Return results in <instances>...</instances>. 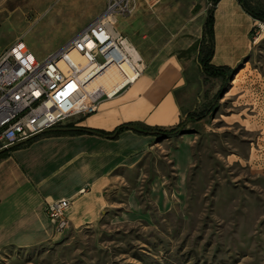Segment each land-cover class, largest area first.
<instances>
[{
  "label": "rangeland",
  "instance_id": "obj_1",
  "mask_svg": "<svg viewBox=\"0 0 264 264\" xmlns=\"http://www.w3.org/2000/svg\"><path fill=\"white\" fill-rule=\"evenodd\" d=\"M246 1L264 7V0ZM103 5L0 0V51L20 39L41 59ZM124 25L114 28L126 36ZM149 25L145 14L135 30L146 54L169 40ZM251 46L227 78L203 77L194 108L206 113L202 119L155 142L121 172L96 226L65 230L53 243L2 257L0 264H264V34ZM145 62L142 71L155 69Z\"/></svg>",
  "mask_w": 264,
  "mask_h": 264
},
{
  "label": "crops",
  "instance_id": "obj_2",
  "mask_svg": "<svg viewBox=\"0 0 264 264\" xmlns=\"http://www.w3.org/2000/svg\"><path fill=\"white\" fill-rule=\"evenodd\" d=\"M208 3L211 0H132L131 12L126 17L117 16L115 22L126 24L125 37L141 64L143 58L145 65L155 69L141 71L134 82L112 97L102 98L93 112L74 116L56 128L77 126L110 135L121 124L167 129L186 120L203 97L206 76L198 51L205 37L207 11L211 9L213 16L211 64L232 68L249 56L253 47L248 33L256 19L238 0H216L210 7ZM101 8L93 9L95 14L89 21ZM145 14L151 32L169 39L147 54L135 34ZM151 40L148 45H152ZM193 47L194 53L189 52ZM218 53L222 57L216 59ZM108 135L42 132L0 153V259L58 238L44 214L45 205L57 199L70 200L65 212L67 230L96 226L121 172L131 168L139 154L151 153L155 142L175 137L156 139L131 129H123L112 138Z\"/></svg>",
  "mask_w": 264,
  "mask_h": 264
},
{
  "label": "built area",
  "instance_id": "obj_3",
  "mask_svg": "<svg viewBox=\"0 0 264 264\" xmlns=\"http://www.w3.org/2000/svg\"><path fill=\"white\" fill-rule=\"evenodd\" d=\"M132 8V0H104L103 8L93 19L41 59H37L20 39L0 51V149L46 129L62 126L70 117L93 112L102 98L109 97L102 93L87 96L84 84L105 66H119L128 59L135 78L141 73L142 68L135 64H141L139 57L132 54L135 51L126 37L114 28L116 17L127 16ZM262 34L264 23L256 19L249 30L250 43L254 45ZM72 52L84 58L82 67L77 66ZM86 66L91 67L78 78V73ZM66 84H74L82 92L85 103L80 106L76 102L75 109L63 112L56 97ZM69 205L68 198L45 205L44 214L56 234L68 229L65 212Z\"/></svg>",
  "mask_w": 264,
  "mask_h": 264
},
{
  "label": "trees",
  "instance_id": "obj_4",
  "mask_svg": "<svg viewBox=\"0 0 264 264\" xmlns=\"http://www.w3.org/2000/svg\"><path fill=\"white\" fill-rule=\"evenodd\" d=\"M215 1L216 0H211V6ZM238 2L241 5V7L251 17H253L254 19L264 21V7L259 9H254L248 4L246 0H238ZM212 24H213V16L211 9H209L207 11L205 21L203 24V32L205 34V37L204 39L201 40V44L199 46L198 59H199L201 71L206 77H220L221 79H223L229 76L231 72V68L223 65H213L210 63V59L213 53ZM204 115L205 112H200V113L190 112L186 116L185 118L186 120L179 121L176 125L167 129L159 128V127H142L139 129L131 124H121L117 126L110 133L113 132L118 133L123 129H131L137 133L153 135L156 139H164L167 137H172L181 134L183 132V127L187 123L186 121L199 120L202 117H204ZM87 131L92 133H100L102 135L109 134L107 132L97 131L93 129H88Z\"/></svg>",
  "mask_w": 264,
  "mask_h": 264
},
{
  "label": "bare ground",
  "instance_id": "obj_5",
  "mask_svg": "<svg viewBox=\"0 0 264 264\" xmlns=\"http://www.w3.org/2000/svg\"><path fill=\"white\" fill-rule=\"evenodd\" d=\"M114 21V20H113ZM258 39V38H257ZM256 39V40H257ZM129 48L128 45H126ZM135 51V49H134ZM136 51L132 52L133 55H136ZM72 58L77 62L78 67H82L85 64V60L78 53L72 52ZM137 64L139 68L142 65ZM91 66H86L81 72L78 73V78H81ZM136 73L133 69V65L130 60L126 59L118 65H107L100 72L93 75L85 84L84 90L87 93V96H91L95 93H102L107 97H112L123 89L127 82H134ZM66 90L70 92V95ZM62 94L63 98H62ZM57 100L61 106L63 112L73 110L77 107L78 104L74 105L76 102H79L80 106L85 102L82 98V92L74 84H66L60 94L57 95Z\"/></svg>",
  "mask_w": 264,
  "mask_h": 264
},
{
  "label": "water",
  "instance_id": "obj_6",
  "mask_svg": "<svg viewBox=\"0 0 264 264\" xmlns=\"http://www.w3.org/2000/svg\"><path fill=\"white\" fill-rule=\"evenodd\" d=\"M55 130H61V131H87L88 129L77 127V126H70V127H61V128H56V127L55 128H49V129L44 130L43 132H49V131H55ZM114 135H115V132H113L110 135H108V137L112 138V137H114ZM33 136H35V135H33ZM33 136H31V137H33ZM31 137L26 138V139H24L22 141L13 143V144L9 145L7 148L0 149V153L3 152L4 150L16 145V144H20V143L26 141L27 139H30Z\"/></svg>",
  "mask_w": 264,
  "mask_h": 264
}]
</instances>
